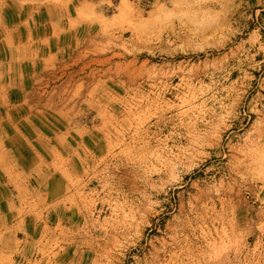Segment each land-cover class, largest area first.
<instances>
[{"label": "rangeland", "instance_id": "374dc122", "mask_svg": "<svg viewBox=\"0 0 264 264\" xmlns=\"http://www.w3.org/2000/svg\"><path fill=\"white\" fill-rule=\"evenodd\" d=\"M0 264H264V0H0Z\"/></svg>", "mask_w": 264, "mask_h": 264}]
</instances>
